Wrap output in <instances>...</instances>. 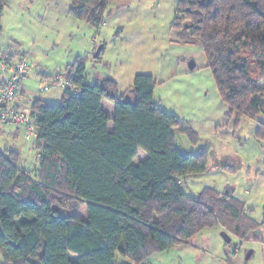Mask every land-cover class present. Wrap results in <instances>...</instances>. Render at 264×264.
<instances>
[{
  "label": "trees",
  "instance_id": "16d2710c",
  "mask_svg": "<svg viewBox=\"0 0 264 264\" xmlns=\"http://www.w3.org/2000/svg\"><path fill=\"white\" fill-rule=\"evenodd\" d=\"M114 1L71 0L68 13L99 27ZM184 25L204 53L226 117L234 127L248 118L252 138L264 141V0H179L173 28ZM86 63L77 57L63 72L68 85L59 102H31L36 169L21 167L20 152L0 149V264H116V254L150 264L153 254L187 245L205 228L220 224L240 242L259 227L232 186L183 191L211 170V152L177 149L176 132L193 143L197 135L159 108L151 75H135L122 94L112 77L86 84ZM101 100L115 106L111 132ZM215 169L236 171L229 163Z\"/></svg>",
  "mask_w": 264,
  "mask_h": 264
},
{
  "label": "rangeland",
  "instance_id": "374dc122",
  "mask_svg": "<svg viewBox=\"0 0 264 264\" xmlns=\"http://www.w3.org/2000/svg\"><path fill=\"white\" fill-rule=\"evenodd\" d=\"M178 1L116 0L109 5L100 26L94 27L69 15V0H6L1 19V46L6 48L8 44L14 50L16 44L30 54L31 70L34 65L46 64V60L53 58L72 62L88 55L87 80L112 77L122 94L132 86L135 75H151L157 82L154 99L159 108L175 115L197 135L193 143L186 135L176 132L177 149L184 155L206 148L211 152L208 163L211 170L190 179L183 191L196 195L209 187L222 192L229 185L236 187L241 195L254 184L249 196L257 190V200L263 202L264 141L258 145L252 138L254 123L248 118H242L234 127L233 118L226 117L228 106L221 100L199 43L191 42L185 27L173 28ZM100 45L103 52L94 59L95 49ZM190 61L195 63L193 70L188 68ZM61 89L56 86L42 97H55ZM23 136L18 140L20 150L22 146L28 147ZM236 157L243 162L240 169ZM225 163L232 164L236 171L215 169L214 165ZM262 213L264 216V209ZM221 232L224 230L220 224L205 228L190 240L197 248L188 245L158 252L150 257V263L251 264L252 261L245 259L250 250L248 244L240 245L234 236L228 235L232 240L225 245L221 242ZM216 240L223 244L222 260L214 256ZM236 245L240 248L234 253ZM114 262L131 264L119 254Z\"/></svg>",
  "mask_w": 264,
  "mask_h": 264
},
{
  "label": "crops",
  "instance_id": "0c3cea01",
  "mask_svg": "<svg viewBox=\"0 0 264 264\" xmlns=\"http://www.w3.org/2000/svg\"><path fill=\"white\" fill-rule=\"evenodd\" d=\"M70 6H71V0H69L67 11L69 10ZM2 44H3V41H0V80L2 77L1 60L5 62L6 64H8L9 66L14 65L17 61H19L22 58H25L28 61H30V54H27L26 52L21 51L16 46V44H15L14 50L8 44L5 45L6 48L1 46ZM32 56H35V54L33 55L31 54V57ZM59 58H53L50 60H46L47 61L46 64L44 63L41 65L39 64L34 65L35 67H33V69L30 70V74L27 77H25V79L22 81V85L18 90L17 105L21 107L22 109H24L29 115H30L31 102L33 99L40 98L44 101L51 102V103H55L56 100L61 99L63 88L61 89L60 94L56 95L55 97H48V98L42 97L43 96L42 94L45 93V91H47V90L45 91L43 90L44 87H47L53 84V81L55 80L56 76L59 75L60 73H63L68 68V66H70L75 61L74 59L72 62H68L64 60L63 58L61 59V57ZM86 58H88V55L86 56ZM30 62L32 63V60ZM96 77L92 81H88L86 77V70H85V83L86 84L92 85V84L98 83V80ZM55 87L56 86L54 85L52 88L48 90L51 91V89H54ZM100 107L110 118L109 122L107 123V129L108 131L111 132L114 129L113 118L115 114V106L112 102H109L107 100H101ZM21 135L22 136L24 135V131L22 129H9L0 124V149H13L15 151L20 152L21 167L27 171H33L37 167V151L35 149V138L31 141H27L25 140V136H23V139L26 142H28V147L22 146V149L20 150L18 148V143H20V141L18 140ZM256 143L259 145L262 142L256 141ZM256 154L261 155L262 152H256ZM31 155H35V158H34L35 160L32 159ZM138 156L140 160H145L147 158V154L141 149L138 150ZM238 163H239L238 169H240L243 165V162L242 160L238 159ZM253 187H254V184L253 186H250L249 189H246L244 193H241V195H239L240 192L235 187V193H234L235 197L245 203V207L248 210V216L260 224L256 230L250 232L247 235L245 240L240 241L239 243L240 245H242L243 243L248 244L250 248L249 251H251V255L248 260L252 261L251 264H264V216L262 213V210L264 209V201L262 202L260 199L257 200L258 198L257 190H256V193H254V195L249 196L252 193V192L250 193V190H252ZM220 236H221V233H220ZM221 242L225 244L223 239L221 240ZM221 242L219 240H216V244L215 243L213 244V248L214 250H216V253L214 256L216 257V259H220V260H222V252H223V248H222L223 246H221L223 244ZM188 245L189 246L191 245L192 248H197L192 244V242L182 247H187ZM191 250L195 251L194 249H191Z\"/></svg>",
  "mask_w": 264,
  "mask_h": 264
},
{
  "label": "built area",
  "instance_id": "2783aa9c",
  "mask_svg": "<svg viewBox=\"0 0 264 264\" xmlns=\"http://www.w3.org/2000/svg\"><path fill=\"white\" fill-rule=\"evenodd\" d=\"M2 77L0 80V124L9 129H22L25 140L31 141L36 135V127L30 120L29 114L17 105L18 90L22 81L30 73V62L22 58L14 65L9 66L1 60ZM57 82L44 87V91L55 86L65 87L68 85L63 73L57 76ZM74 95L79 94V89L74 88ZM240 245H236L233 252L239 250ZM148 264V263H143Z\"/></svg>",
  "mask_w": 264,
  "mask_h": 264
},
{
  "label": "water",
  "instance_id": "95a60500",
  "mask_svg": "<svg viewBox=\"0 0 264 264\" xmlns=\"http://www.w3.org/2000/svg\"><path fill=\"white\" fill-rule=\"evenodd\" d=\"M184 27H186V25H184ZM101 49H102V46L100 45V46L95 50V53H94V55H93V58H96V57L99 55ZM188 68H189L190 70H193V69L195 68V63H194L193 61H190V62L188 63ZM214 166L216 167V165H214ZM53 210H54V211H57L58 208L54 206V207H53ZM221 237H222V239H223V241H224L225 243H230L231 238H230V236H228V234H227L226 232H221ZM250 255H251V251H248V253H247L246 256H245V259L248 260V259L250 258Z\"/></svg>",
  "mask_w": 264,
  "mask_h": 264
}]
</instances>
